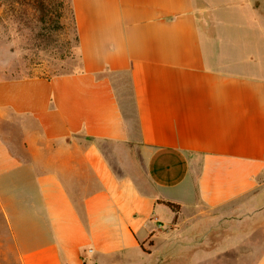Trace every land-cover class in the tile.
Wrapping results in <instances>:
<instances>
[{
    "label": "crops",
    "instance_id": "obj_1",
    "mask_svg": "<svg viewBox=\"0 0 264 264\" xmlns=\"http://www.w3.org/2000/svg\"><path fill=\"white\" fill-rule=\"evenodd\" d=\"M70 5L80 69L0 79L20 264H264V0Z\"/></svg>",
    "mask_w": 264,
    "mask_h": 264
},
{
    "label": "rangeland",
    "instance_id": "obj_2",
    "mask_svg": "<svg viewBox=\"0 0 264 264\" xmlns=\"http://www.w3.org/2000/svg\"><path fill=\"white\" fill-rule=\"evenodd\" d=\"M47 1L48 9L40 10L31 0H0V79L54 77L80 69L70 2ZM223 38L229 37L223 34ZM224 42L230 46L228 41ZM232 45L240 49L243 40L237 39ZM119 85L128 96L129 84L125 76ZM239 258L240 255H226L225 260ZM0 264H20L14 243L1 225Z\"/></svg>",
    "mask_w": 264,
    "mask_h": 264
},
{
    "label": "trees",
    "instance_id": "obj_3",
    "mask_svg": "<svg viewBox=\"0 0 264 264\" xmlns=\"http://www.w3.org/2000/svg\"><path fill=\"white\" fill-rule=\"evenodd\" d=\"M31 2L34 5L38 6L40 8V10H43V8H44V10H46V8L48 9V6H47L48 1L47 0H31ZM69 2H70V0H69ZM70 8H71V5H70ZM71 13H72L73 21H74V16H73L72 9H71ZM76 39H77V45H78V37H77V34H76ZM165 203L169 207H171L173 210H175V211H178L179 208H180L179 205H177V204H174V203H171V202H165Z\"/></svg>",
    "mask_w": 264,
    "mask_h": 264
}]
</instances>
